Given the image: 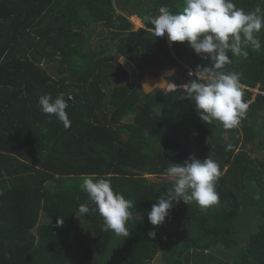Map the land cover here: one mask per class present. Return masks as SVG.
<instances>
[{"label": "trees", "instance_id": "1", "mask_svg": "<svg viewBox=\"0 0 264 264\" xmlns=\"http://www.w3.org/2000/svg\"><path fill=\"white\" fill-rule=\"evenodd\" d=\"M233 2L264 15V0ZM161 6L175 14L185 5L0 0V264H150L169 238L176 241L166 250L168 264H264V184L254 172L264 174V121L257 125L258 116L264 118V28L257 34L260 51L229 54L236 65L228 72L237 74L235 68L246 62L257 64V72L253 78L237 74L248 109L236 127L226 129L216 120L202 122L185 99L181 86L193 79L185 72L183 79L172 77V88L152 92L113 73L121 66L116 55L135 68L138 79L159 68L157 60L179 70L185 63L194 71L209 66L187 41L168 47L166 35H153L146 17ZM133 14L144 27L134 28ZM95 24L108 29V42L97 47L91 43ZM257 85L259 93L252 90ZM60 93L68 102L67 128L38 107L41 96ZM184 154L210 156L218 164L219 201L207 209L181 201L162 225L153 226L147 212L171 182L152 180L146 172L163 176ZM93 174L110 179L132 201L128 237L105 231L103 217L91 211L95 205L80 185ZM81 204L90 212L81 214ZM248 212L259 217L254 228ZM43 216L49 221L41 223ZM151 230L155 238L148 236ZM215 245L236 249V259L209 258Z\"/></svg>", "mask_w": 264, "mask_h": 264}, {"label": "clouds", "instance_id": "2", "mask_svg": "<svg viewBox=\"0 0 264 264\" xmlns=\"http://www.w3.org/2000/svg\"><path fill=\"white\" fill-rule=\"evenodd\" d=\"M184 8L172 13L161 6L155 16H147L155 37L168 41L189 42L197 55L208 60L209 66L198 65L195 71H189L193 77L189 83L181 86L185 99L190 101L202 122L219 121L226 129L239 124L248 109L239 90V77L234 72L225 71V65L231 57L248 56V50L260 51L261 42L258 33L264 28V15L256 8L246 12L238 8L233 0H184ZM38 107L43 114L55 116L65 128L70 126L66 109L68 102L63 93L53 98L50 94L40 97ZM163 175L171 182L158 201L154 203L147 217L151 225H162L174 204L183 201L195 202L201 209H207L219 201L215 183L220 176L218 164L209 156L204 160L190 155L182 163H172ZM81 189L88 194L95 208L104 220L103 229L116 235L128 237L126 221L130 215L132 201L117 192L111 186L110 179L85 175ZM257 193L255 199L259 200ZM81 214L90 212L87 204L79 206ZM63 224V219L57 221ZM157 232H148L155 238Z\"/></svg>", "mask_w": 264, "mask_h": 264}, {"label": "rangeland", "instance_id": "3", "mask_svg": "<svg viewBox=\"0 0 264 264\" xmlns=\"http://www.w3.org/2000/svg\"><path fill=\"white\" fill-rule=\"evenodd\" d=\"M138 8V6H133V9ZM122 10V9H121ZM125 13V12H124ZM130 20L133 22L134 28L138 29L140 27H144V21L141 17H139L137 14H133L130 15ZM94 26V34L91 37V43L92 46L97 47L98 44L101 43H107V36H108V29L103 25V24H95ZM167 37V35H166ZM168 39V38H167ZM188 46H190L189 42ZM173 46V42L170 44L168 41V47H172ZM191 47V46H190ZM167 50H169V48H166ZM165 50L164 52L161 53V59L162 61L165 58V52L167 51ZM110 53H113V50L110 51ZM163 56V57H162ZM115 61H116V65L120 64L121 66H117L118 69L115 70V72H113L115 74V76L118 77L119 76H125L127 77L128 81L134 85V86H138L139 88H144V90L146 92L150 91H155L158 88L161 89H170L173 87V85H171L173 83V79L172 77H175L177 74L180 75V79H183L182 73L185 72L186 76H188L189 71H194L193 68L189 67L187 65V63H185V66H183L181 68V70H179L177 67H173L170 65H167L163 62H160L157 60V65L159 66V68H156V65H154L151 69L150 72L148 73L149 75H146L143 77V79H138L137 78V74L138 72L135 71V68L132 67V65L130 63H128L126 60H124L122 57H120L119 55H116L115 57ZM236 65V61H230L229 63H227L225 66V71H228L231 69V67ZM231 66V67H229ZM264 67V64L260 65ZM257 64L254 65L253 63H244L238 67L235 68V72H237V74L241 75V76H245V77H249V78H253L254 75L257 72ZM259 67V66H258ZM155 71V72H154ZM156 71H158L159 73L156 74ZM182 72V73H180ZM189 77V76H188ZM243 87H247L246 85H243ZM255 93H259V85H257L256 87H254L252 89ZM264 121V118L259 115L258 116V120H257V125L258 127L261 126V122ZM260 153H262V151L260 152H256L253 154V156H259ZM182 160L185 161L187 160L186 155H182ZM255 181L257 183L262 182V184H264V174L261 170L256 169L255 171ZM146 176L150 177L152 180H157V181H169L164 175L163 176H155V175H150V174H146ZM253 212V211H252ZM249 214L247 215V218L252 217L253 220H251V225L249 227L254 228L256 223L258 222V215L254 214L251 215L252 213L248 212ZM49 219L45 216L42 217L41 219V223L43 222H48ZM78 227L81 226L80 220L78 221ZM236 233H238V231H236ZM237 237H240L239 239H242L241 236H239L237 234ZM175 239L174 238H169L162 246L160 253L158 255L157 258H155L154 260L151 261L150 264H168V256H167V252L166 250L168 248H171L175 245ZM208 254H209V258L215 260V259H224V260H229V261H234L236 259V249L232 248V249H228L226 250L223 246H218L215 245L213 246L210 250H208ZM214 257V258H213Z\"/></svg>", "mask_w": 264, "mask_h": 264}, {"label": "water", "instance_id": "4", "mask_svg": "<svg viewBox=\"0 0 264 264\" xmlns=\"http://www.w3.org/2000/svg\"><path fill=\"white\" fill-rule=\"evenodd\" d=\"M147 174H149L148 172H146Z\"/></svg>", "mask_w": 264, "mask_h": 264}]
</instances>
